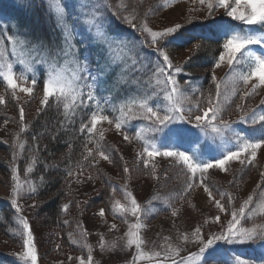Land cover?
Wrapping results in <instances>:
<instances>
[{"label": "snow or ice", "instance_id": "1", "mask_svg": "<svg viewBox=\"0 0 264 264\" xmlns=\"http://www.w3.org/2000/svg\"><path fill=\"white\" fill-rule=\"evenodd\" d=\"M46 3L61 32V41L59 44L53 43L49 46L43 41L33 43L31 40L22 38L19 33L5 37L11 45L13 54L19 50L21 58L18 63L23 65L24 69L20 74H16L12 63L0 64V83H4L6 90H10L11 97L19 101L20 97L17 95L19 91L27 95L28 101L25 103L34 99V90L41 79L36 66L43 67L45 71L40 105L49 106L54 102L58 108L62 107L65 116H70L73 120L78 114H82L79 131L86 132L90 140L97 132L99 133L98 139L94 142L95 148L87 149L86 158L94 159L98 154L100 159L111 162L110 155L106 154L108 146L101 143L104 140V131L97 129L98 124L106 121L109 125H114L115 131L122 135L124 141L132 143L136 140L142 143V148L136 153L135 159L143 164L145 170L154 175L157 168L156 157L172 158L173 163L185 170L187 177L185 193L190 194L196 188L203 187L204 192L218 209V213L230 212V218L227 220L222 219L220 214L204 219L191 232L179 233L176 236L175 246L168 242L164 246V252L153 251L149 254L143 251L145 242L140 235V229L145 227L140 220L141 205L126 184L123 190L125 202L122 203L120 199H116L111 210L114 215L121 217L128 213L136 217V223L132 224L126 233L125 248L130 249L135 246L136 249L128 264H138L141 260L152 259H155L156 264H205L206 254H210L209 250L223 257L224 264H264V258L252 260L242 258L240 255H225V250L217 247L221 242L227 245L259 242L261 246H264V223H252L251 226H245L244 223L253 218L255 212L253 196L249 195L239 209L230 210L225 203H221V199H224L227 194L219 193L221 199H215L207 183V174L210 169L227 172L228 166L233 161H239L241 166L254 164L258 151L264 148V138L252 140L246 136L236 135L234 141L236 150L228 149L226 153L221 154L220 158L204 161L197 160L185 151L170 148L161 150L157 143L146 136L147 132H158L177 122L192 124L206 134L210 130L212 134L222 139L225 133L232 129L233 124L237 122L222 118L229 97L221 92L215 69L223 64L228 66L229 79L233 84L231 95H239L241 102L264 90V55H257L251 47L258 46L259 49L264 50V0H191L193 7L189 9L184 23H175L173 26L159 30H154L149 25L146 18L149 13L145 14V18H140L137 7L131 3H125L124 0H120L115 6L110 3V0H77L75 13L68 12L64 0H46ZM195 5L206 9L202 19L192 15L196 11ZM218 10H223L220 17L216 16ZM234 22L240 26L239 30H236ZM78 24L83 27V33L78 30ZM124 25L131 29V33ZM197 26L214 31L216 37H223V42L213 65L212 83L215 85V93L209 91L205 95L201 92L200 98L193 100L187 94V89L192 84L191 80H185L184 85H181L177 79L183 73L187 60L183 64L174 63L166 45L171 43L178 34H188L189 27ZM3 31H6V28ZM3 31H0V36H3ZM137 33L140 35L137 36ZM200 36L202 39L212 38L203 32ZM189 39H195V37L189 36ZM2 43L3 41H0V44ZM146 46L152 49V53L156 56L155 61L143 55V49ZM203 46V43L195 44L192 49H189L187 59L191 60ZM93 47L99 50L95 66L90 53ZM100 55L104 58L102 64L99 63ZM112 68H119L114 85L133 84L138 89L137 94L128 95L115 104L113 103L115 97L111 90H106L102 86V81ZM237 69L243 70L237 71ZM143 77L146 79H142ZM141 84L146 85L142 91ZM237 85H243L247 90L240 94ZM192 91L195 93L200 90L197 88ZM105 92L107 94L102 95ZM154 97H160L162 103L154 102ZM3 104H5V97L0 95V105ZM260 104L264 105V99H261ZM236 109L241 112L238 122L250 123L253 126L260 123L261 136L264 137V109L259 106L246 109L244 103L236 104ZM109 111L113 113L111 117L105 114ZM19 114L20 121L23 123V106H20ZM85 116H87L86 121ZM133 118L147 121L149 127L139 128L135 135L130 137L124 129ZM21 130L24 131L23 128ZM23 147L24 145L21 144L20 148ZM112 151L118 150L112 149ZM15 159L14 153L13 160ZM27 171H32L31 165ZM128 171L129 169L125 167L124 172ZM68 175L72 176L73 173L69 171ZM260 175L261 183L258 187L264 185V172ZM11 179L13 187L10 204L15 209L16 221L20 226L12 231L14 235L20 237L23 248L19 255L25 264H37L38 254L34 232L27 217L21 214L22 208L18 203L23 185L15 166L12 167ZM197 180L200 182L197 183ZM116 190L114 187L112 192L115 193ZM29 192L36 193V186L29 184ZM232 199L229 195L227 203H231ZM68 208L69 204L62 205L65 212ZM260 211L264 214V204L261 205ZM179 212V208H173L171 214L177 217ZM104 215V209L101 208L99 216L103 218ZM206 225L209 228L218 225L219 231L208 233L205 229ZM110 228L116 229L117 225L112 224ZM165 240L170 238L166 237ZM71 242L77 243L76 240ZM190 245L196 246L197 250L181 255V252ZM100 248L104 250L103 236H101ZM92 251V247L87 246L86 257L84 255L69 256L68 260L75 259L78 264H93ZM60 264L63 262L61 261Z\"/></svg>", "mask_w": 264, "mask_h": 264}, {"label": "trees", "instance_id": "2", "mask_svg": "<svg viewBox=\"0 0 264 264\" xmlns=\"http://www.w3.org/2000/svg\"><path fill=\"white\" fill-rule=\"evenodd\" d=\"M177 1L180 2L181 0ZM119 2L120 0H110V3L114 6ZM124 2L131 3L137 7L140 18H145V14L149 13L146 17L149 25L154 30L162 29L153 26L154 24L160 25L159 21H155L152 24L153 20L150 19L161 15L165 8L164 0H124ZM149 10L151 11L149 12ZM32 13L35 14L36 18L31 16ZM12 14L15 18L13 23L23 38L27 37L33 43L43 41L49 46L53 43L58 44L61 40V32L54 25L53 17L48 7L40 0L27 1L23 6L17 4ZM225 19L230 20V18ZM28 26L35 27L36 31H33ZM124 27L131 33V29L127 25H124ZM201 32L212 38L202 39L200 36ZM136 35L139 36L140 34L137 33ZM189 36H193L195 39H189ZM222 42L223 37H216L214 31L197 26L195 28L189 27L188 34H178L171 43L166 45L174 63L183 64L187 60L183 73L178 76L181 85L185 80L199 79L197 86L200 91L191 94L187 93L193 100L200 98L201 92L205 95L209 91L213 94L215 93V85L212 83V72L214 60L219 55ZM197 43H203V48L191 60H188L189 53L184 55L185 51L189 52V49H192ZM91 49L94 53L99 54L97 48L93 47ZM143 54L152 61L156 60L152 49L147 46L143 49ZM179 57H184V59L178 61L177 58ZM99 63L102 64L104 62L101 61ZM118 72L119 68L109 69L104 79L108 90H111L112 95L115 97L113 100L114 104L119 103L120 100L126 97L125 91L128 88L134 92L133 84L115 85V87H112ZM40 78V83L34 90V99L27 103H25L28 101L26 94L17 91V95L20 97V100L17 101L11 97L10 90H6L5 84L0 83V95L5 97V104L0 105V128L8 124L13 125L10 129H4V133L0 131V179L3 182L4 178H7L4 181V185L10 190L7 195H0V234L8 245V250L0 248V264H15V259L21 258L19 254L22 253L23 249L20 237L14 235L12 231L20 227L16 221L15 209L10 204L12 198L11 189L13 187L11 179L13 166L17 168L23 185L21 195L18 197V203L21 205L32 201L35 205H31L29 210L25 209L21 212L23 216L30 218L28 221L35 237L38 235L35 232L34 219L38 217L46 225L43 227L47 229V232L44 233L48 244L53 241L54 244L65 246L76 254H87V246H91L92 250L94 249V243L86 227V223L88 224L86 219L89 217L85 215L91 214L95 216L103 208L104 212L116 223H136V217H133L131 213L121 217L114 215L111 210V206L116 199H120L122 203L125 202L123 190L126 184L128 190L133 193L137 202L141 205L140 220L146 226L154 224L164 216L171 214L173 208L187 209L185 208L187 207L186 203L192 201L196 190L201 187L196 188L190 194L184 192L187 177L185 170L180 165L173 163L172 165L163 164L157 166L153 175L150 171L145 170L143 164L137 161L135 157L131 159H125L121 155L116 157V151H112L114 144L105 136L101 143L108 146L106 154L110 155L111 162L100 159L98 154H96L94 159L86 158L87 149L95 148L94 142L98 139L99 133L97 132L90 140L86 132L81 133L79 131L81 125L80 116L82 114H78L73 120L70 116H65L62 107L58 108L54 102L49 106L42 107L40 100L43 95V75ZM142 79H146V77ZM231 86L233 88V84ZM237 87L240 89V94L247 90L243 85H237ZM105 93H102V95ZM235 98L238 99V104L244 103L240 101L239 95L235 96ZM22 101H24V105H20ZM20 106L24 107L23 123L20 121ZM38 109H40L39 112ZM232 113L231 110H227L226 116ZM105 114L110 117L113 115L111 111ZM223 116L224 112L222 118ZM84 119L86 121L87 116ZM138 123L149 125L147 121L133 118L129 122L130 127L127 126L124 129L130 137L134 136L138 130ZM111 126L114 127V125ZM22 128L24 131L21 130ZM97 129L101 131L98 125ZM259 129L262 130V127L259 125L253 126V133L257 136L252 140L264 138L259 137ZM4 134L10 135L4 136ZM34 137H36L35 140ZM132 143L141 150V142L133 140ZM21 144L24 145L23 148H20ZM164 149L161 148V150ZM231 150L234 151L236 148H231ZM14 153L16 154L15 161L13 160ZM33 158H35V163H33ZM155 159L158 161L160 157L158 156ZM96 161L99 162L97 163ZM30 165L32 166L31 172L27 171ZM108 167L115 169L116 175L108 173ZM125 167L129 169L127 173L124 172ZM213 170L210 169L207 174V183L212 189L213 195L217 199H221L219 193H226L227 195L224 199H221V203H225V206L230 210L239 209L242 202L249 195H252L255 212L251 221L244 222L245 226H251L252 223H264V214H261L260 211L261 205L264 204V185L258 187L261 183L260 173L264 172V162L259 164L257 156L254 164L240 165L226 182L222 181L221 178L212 176ZM69 171L73 173L72 176L68 175ZM83 173L84 175L90 174L93 176L98 181V185L88 191L85 188H81L80 193H77L74 180ZM252 177L256 178L255 183L251 182ZM145 178L152 180L149 184L151 185V192L145 198H141L137 193L138 184L136 181L142 179L145 181ZM199 182L197 180V183ZM29 184L36 186V193L31 194L29 192ZM114 187L117 189L115 193L112 192ZM229 195L233 198L231 203H227ZM182 197L184 198L182 199ZM66 203L69 204V208L65 212L62 209V205ZM216 210L218 212L217 208ZM218 214L224 220L230 218V212L228 214ZM210 216L212 217V215ZM217 227L219 228L218 225ZM121 237L122 239L126 238L124 235ZM72 240H76L77 243L73 244ZM257 243L236 244V247L240 250ZM220 245L228 249L233 246L223 242ZM15 250H17V253H13ZM196 250L197 248L192 251ZM40 253V246L37 245L39 260ZM205 264H224V260L217 254H213L205 259Z\"/></svg>", "mask_w": 264, "mask_h": 264}, {"label": "rangeland", "instance_id": "3", "mask_svg": "<svg viewBox=\"0 0 264 264\" xmlns=\"http://www.w3.org/2000/svg\"><path fill=\"white\" fill-rule=\"evenodd\" d=\"M28 2H33L34 0H22L23 4H26ZM44 5H47L46 0H40ZM165 2V8L161 15L158 17H152L150 20L153 22L159 21L160 25H153L155 28H163V27H169L173 26L175 23H184L185 18L188 16L189 9L193 7L191 0H181L180 2L177 0H164ZM65 6L69 13H75L77 10V0H64ZM9 5V0H0V31H3L6 28V31H3V36H0V41H3L2 44H0V64L3 63H12L14 65V69H23V65H20L18 63L19 59L21 58L19 50L13 54L11 51V45L6 40L7 35H17L18 30L13 23L14 21L11 20V15L7 12L5 6ZM196 11L192 13L193 16H196L198 18H203V16L206 13V9L202 8L199 5H195ZM49 10V8H48ZM223 10H218L216 13V16H220L222 14ZM50 12V11H49ZM53 17V23L56 25L55 17L53 14H51ZM31 16L35 17V14H31ZM227 18V17H225ZM234 26L236 27V30H239L238 25L234 23ZM30 29L32 28L33 31H36V28L33 26H28ZM78 30L83 33L84 29L79 24L77 25ZM29 31V29H28ZM21 36V35H20ZM22 37V36H21ZM23 38V37H22ZM25 39H28L27 37ZM61 41V40H60ZM59 41V43H60ZM58 43V44H59ZM79 43V41H78ZM254 51H256L257 55H264V50L259 49L258 46H251ZM90 53L92 54V60H93V66L96 65L97 60L96 56L98 53H94L92 49H90ZM189 52L185 51L184 55H187ZM183 55V56H184ZM175 59V58H174ZM184 59V57L177 58L178 61H181ZM175 59V61L177 62ZM104 62V58L102 55H100L99 62ZM42 70H45L43 67L37 65L36 71L38 74ZM243 70V69H241ZM240 69H237V71H241ZM217 82L220 83L221 92L224 94V96L229 97L228 102L226 103V110L224 111L223 119L227 121H236L237 123H234L232 126V129L225 133V137L222 139L219 136H215L212 134L209 130V132L206 134L205 132L197 129L192 124H188L186 126L185 122H177L174 124H171L165 128H163L161 131H158L155 133V136L153 139L151 137L153 136V132H147L146 136L151 139L155 140V143H157L158 146H164L169 148H175L179 147L182 150L187 151L189 154L197 158L198 160H212L214 158H218L221 156L222 153H225L229 148L235 147L234 141L236 135H242L246 136L249 139H252L253 136L248 133V131L242 126L245 123L238 122L240 117V111L236 109V104H238V99L235 98V96H232V82L229 79L230 73L229 68L226 64L221 65L220 68L215 69ZM29 76L31 74H28ZM139 75V74H137ZM179 80V78L177 77ZM191 80L192 84L191 87L187 89V93L191 94L193 93L192 89L198 88V82L199 79H188ZM184 85V83L182 84ZM102 86L104 89L108 90L104 80L102 81ZM112 87H115L113 84ZM146 85L141 84L140 90L142 91ZM134 92L130 88H128L125 91V95H132L137 94L138 89L137 86H133ZM107 94V93H105ZM257 96V98H256ZM255 98V99H254ZM223 99V97H222ZM249 100L243 101L246 109L247 108H259L264 109V105L260 104L261 99H264V90H261L258 95H255L251 98H248ZM154 102L162 103V99L160 97H154ZM24 101L20 103V105H24ZM227 110H231L233 113L229 116L227 115ZM240 114L239 116H237ZM256 125H259L262 127L260 123H257ZM13 125L8 124L7 126H3L0 128L1 133H4V129H10ZM98 127L101 131H104V136L111 140L112 144H114L113 149H117L116 151L117 155L124 156L125 159H131L136 156V153L139 150V148L133 144L128 143L123 140V137L121 134L117 133L111 125H108V123L102 122L98 124ZM128 127H130V124H128ZM144 127L148 128L149 125L144 123L138 124V130L139 128ZM261 136V131L260 130ZM10 134H4V136H8ZM231 141V142H230ZM236 148V147H235ZM258 161L259 164H262L264 162V148L260 149L258 151ZM157 166L166 164V165H172L173 161L172 158L168 157H160L158 161H156ZM240 166L239 161H233L228 166V171L223 172L221 170H213L211 175L215 178H221V180L226 182L232 175L234 171ZM109 172L112 175H116V170L112 167H108ZM1 177V176H0ZM90 177V179H89ZM7 180V178H4ZM146 182L142 179L139 181H136L138 184L137 186V193L141 198H145L150 192H151V185L150 184V178H145ZM4 181L2 182L0 179V195H7V193L10 192V190L4 185ZM75 182V191L77 193H80L81 188L88 190L94 189L98 185V181L91 176L90 174H80L76 177L74 180ZM142 182V183H141ZM251 182H256V178L252 177ZM253 183V184H254ZM152 184V183H151ZM150 189V190H149ZM214 196V195H213ZM215 197V196H214ZM215 199H217L215 197ZM31 205H34L32 201H29L27 203H22L20 206L22 208V211L25 209H30ZM187 209L184 210L181 209L179 212V215L177 217H173L172 214L166 215L163 218H161L159 221H157L154 224H150L148 226L145 225V227L140 229V235L141 238L144 240L143 245V251L146 253H151L153 251H165V245L168 242H171L173 246L176 244V236L179 233L184 232H191L193 230V226H197L203 222L204 219H208L216 214H218L216 207L214 203L211 201V198L208 197L207 193L204 192L203 187L198 188L195 192V194L192 197V201H188L186 203ZM35 209V208H34ZM33 209V211H34ZM151 209V208H150ZM34 214V213H31ZM29 214V215H31ZM89 217L86 219L88 221V224L86 223V227L89 231L90 237L94 243V251L92 252L93 255V264H128V262L132 259L133 254L136 252L135 246H132V248H125L126 244V238L122 239V235L126 236V233L129 230L128 225L134 224V223H116L113 219H111L106 213L103 218L99 216V212L96 213V215L87 214L85 215ZM27 219H30L27 217ZM35 229L36 234L38 236L35 237V243L36 248L37 245L40 246V260L38 258L37 264H60L62 261L63 264H78V261L75 259L69 261L68 257H78L81 255H84L86 257L87 254H76L74 251H70L65 246L57 247V244H54L53 241L48 244L47 239L45 238V233L47 232V229L43 226H46L41 222V220L38 217H35ZM112 224H116V229H111L110 226ZM193 225V226H192ZM45 228V229H44ZM195 228V227H194ZM205 229L208 233L211 232H218L219 228L217 226L214 227H208L205 226ZM35 236V234H34ZM101 236H103L104 239V250L102 251L100 248V242H101ZM170 238V240H165V238ZM207 238V237H205ZM234 248H237L236 245ZM218 247V246H217ZM0 248L8 250L7 242L4 240V238L0 234ZM197 248L194 245H190L187 247L185 251L181 252V255H184L188 251H192L193 249ZM225 250V255H240L242 258L245 259H262L264 258V246H261V244H256L253 247L242 249L241 251H233L229 250L228 248L218 247ZM2 250V251H5ZM18 250V249H17ZM17 250L13 251V253H17ZM119 250V251H117ZM23 251V249H22ZM138 264H156L155 259L152 260H141L138 262Z\"/></svg>", "mask_w": 264, "mask_h": 264}]
</instances>
